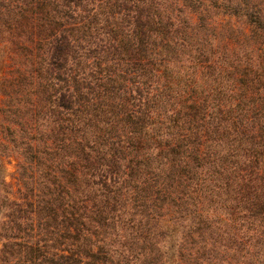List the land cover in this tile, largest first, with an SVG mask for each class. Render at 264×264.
I'll return each instance as SVG.
<instances>
[{
    "label": "trees",
    "instance_id": "trees-1",
    "mask_svg": "<svg viewBox=\"0 0 264 264\" xmlns=\"http://www.w3.org/2000/svg\"><path fill=\"white\" fill-rule=\"evenodd\" d=\"M262 1L0 0V264L264 250Z\"/></svg>",
    "mask_w": 264,
    "mask_h": 264
},
{
    "label": "rangeland",
    "instance_id": "rangeland-1",
    "mask_svg": "<svg viewBox=\"0 0 264 264\" xmlns=\"http://www.w3.org/2000/svg\"><path fill=\"white\" fill-rule=\"evenodd\" d=\"M260 5L264 8V0L260 2ZM241 27V23L237 26ZM4 177L8 183L15 184V179L17 177L16 159L8 158L4 159ZM168 230L167 238V264H192L193 261L188 258L184 260L179 258L180 249V239L181 231L178 225L173 223H165ZM256 241L248 242L241 250L229 249L227 247L221 246L217 247L215 253L210 259H207L203 264H264V250L256 246ZM0 242V249H1ZM186 252L188 249L185 250Z\"/></svg>",
    "mask_w": 264,
    "mask_h": 264
}]
</instances>
